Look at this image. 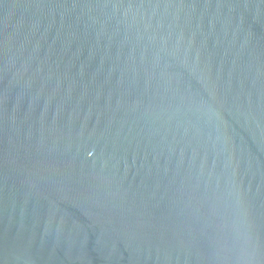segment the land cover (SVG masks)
<instances>
[{"label": "water", "instance_id": "water-1", "mask_svg": "<svg viewBox=\"0 0 264 264\" xmlns=\"http://www.w3.org/2000/svg\"><path fill=\"white\" fill-rule=\"evenodd\" d=\"M0 264H264V0H0Z\"/></svg>", "mask_w": 264, "mask_h": 264}]
</instances>
